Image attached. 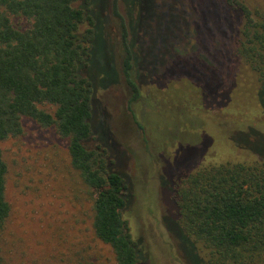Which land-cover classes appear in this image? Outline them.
Instances as JSON below:
<instances>
[{
  "label": "trees",
  "instance_id": "obj_1",
  "mask_svg": "<svg viewBox=\"0 0 264 264\" xmlns=\"http://www.w3.org/2000/svg\"><path fill=\"white\" fill-rule=\"evenodd\" d=\"M93 1L0 0V141L21 133L23 117L51 128L65 141L69 165L89 191L95 238L110 248L115 264H139L141 247L121 213L130 181L112 167L107 142L124 149L107 128L106 142L92 126L101 75L91 69L107 0L101 8ZM118 1L109 0L108 8L118 29L119 59L115 66L107 50L115 78L102 87L122 81L120 116L128 110L141 126L135 113L139 85L148 83L167 110L179 108V117L200 123V142L203 133L208 139L217 131L253 155L183 168L169 191V229L191 247L192 259L197 243L207 264H264V132L251 127L264 123V7L246 0ZM13 17L28 26L14 27ZM134 18L138 30L131 36ZM99 46H106L103 38ZM242 62L255 75L256 104L247 103L235 85ZM170 115L175 122L176 113ZM91 139L95 145L87 147ZM6 172L0 151V233L10 211Z\"/></svg>",
  "mask_w": 264,
  "mask_h": 264
},
{
  "label": "rangeland",
  "instance_id": "obj_2",
  "mask_svg": "<svg viewBox=\"0 0 264 264\" xmlns=\"http://www.w3.org/2000/svg\"><path fill=\"white\" fill-rule=\"evenodd\" d=\"M246 1L264 7V0ZM93 3L101 8L103 2ZM108 3L109 0L102 37L97 36L95 46L96 64L91 69L92 74L101 75V78L97 76L99 81L92 102L95 117L92 126L105 141L107 128L118 148L124 149L120 152L106 141V151L114 159L115 167H112L130 181L128 204L121 213L141 247L139 264H207L205 251L197 243H191L196 256L192 259L191 247L170 230L174 229L169 218L172 180L178 173L182 174L183 168L243 161L253 155L243 147L232 146L230 137L223 139L217 131L208 139L203 133L200 142V123L194 118L179 117V108L167 110L148 83L139 85L135 113L142 121L141 126L132 121L128 110L126 116H120L119 107L123 106L126 95L122 81L103 89L107 81L115 78L109 71L108 51L116 66L120 48L118 29ZM118 10L122 14L119 1ZM11 22L18 29L28 26L21 17H13ZM136 22L135 18L130 22L131 36L138 30ZM102 38L106 45L103 49L99 46ZM225 45L226 42H221L218 47ZM234 81L246 102L256 104V78L243 62L238 64ZM157 107L162 111H156ZM169 112L176 113L175 122ZM251 127L264 132V123ZM221 142L228 146L220 145ZM93 145L92 139L86 142L87 147ZM202 147L206 150L203 154ZM0 151L7 168L4 194L10 208L0 233L4 264H115L110 248L92 232L89 191L70 167L63 139L51 128L23 117L21 133L1 140Z\"/></svg>",
  "mask_w": 264,
  "mask_h": 264
}]
</instances>
